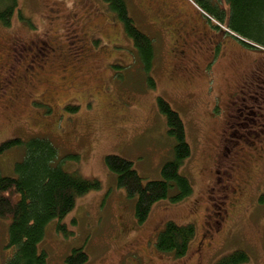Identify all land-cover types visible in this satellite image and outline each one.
<instances>
[{
    "label": "rangeland",
    "instance_id": "374dc122",
    "mask_svg": "<svg viewBox=\"0 0 264 264\" xmlns=\"http://www.w3.org/2000/svg\"><path fill=\"white\" fill-rule=\"evenodd\" d=\"M125 1L135 25L152 40L155 56L147 75L154 86L134 59V46L122 23L103 0H17L10 24H0V84L13 64L19 92L0 101V142L47 138L56 146L60 167L100 182L99 189L79 196L60 220L65 232L55 230L58 220L49 221L38 243V251L46 255L44 264H63L69 252L80 247L88 255L84 264H134L135 256L124 255L128 242L139 252L140 264H215L235 250L249 257L244 264H264V48L253 50L231 34L219 37L211 25L222 24L189 0L214 34V44L199 49L202 42L192 41L179 53L182 31L194 22L186 0ZM215 1L227 7L225 0ZM49 7L62 18L52 21ZM63 18L77 26L79 41L71 48ZM38 38L50 40L63 58L50 51L45 55L50 62L43 64L45 58L36 56L35 49L21 48ZM250 55L259 56L257 68ZM116 64L122 68L115 70ZM252 68L257 71H248ZM241 86L247 96L244 102L230 104ZM158 97L165 98L183 121L191 154L179 173L187 177L192 191L171 201L175 192L171 189L138 225L134 199L116 185L104 157L126 158L143 181L161 178L160 168L172 158L174 140L157 108ZM223 147L233 158L240 149L247 159L242 164L252 171L234 169L236 194L228 189V197L221 192V183L214 182L216 170L223 166ZM22 155V147L0 154V173L16 175L13 165ZM216 207L226 209L224 229L214 238L202 237L209 229L205 221L211 226ZM167 220L195 226L182 257L155 249L156 234ZM8 225L7 219H0V264L11 252ZM199 241L208 246L196 259Z\"/></svg>",
    "mask_w": 264,
    "mask_h": 264
},
{
    "label": "trees",
    "instance_id": "16d2710c",
    "mask_svg": "<svg viewBox=\"0 0 264 264\" xmlns=\"http://www.w3.org/2000/svg\"><path fill=\"white\" fill-rule=\"evenodd\" d=\"M193 1L211 18L222 25L226 23L225 27L232 33L264 48V0H225L228 8L219 6L215 0ZM103 2L122 23L124 33L134 46V59L142 65L148 84L154 86L153 77L147 75L155 56L151 38L135 25L125 0ZM17 7V0H0V24L8 26ZM18 16L24 19L20 13ZM120 68L119 64L114 67L115 70ZM76 108L67 107L68 110ZM157 108L166 119L168 135L174 140L172 158L164 161L160 168L161 178L143 181L126 158L116 154L104 157V164L116 175V185L124 189L127 197L134 199L133 217L138 225L147 220L154 203L167 198L171 189H175L169 196L171 201L180 200L192 191L187 177L179 173L183 160L191 154L183 121L165 98H157ZM14 147L23 149L22 159L13 165L16 175L0 173V219L8 220L7 248L11 250L3 262L44 264L46 255L44 251H38V243L43 239L49 221L58 220L55 230L65 232L60 220L74 208L79 196L99 189L100 182L60 167L55 162L56 146L47 138L32 137L26 141L10 138L0 142V154ZM194 233L195 226L191 223L176 224L167 220L156 234L155 249L169 252L175 258L182 257ZM87 260L88 255L81 247L73 248L63 264H84ZM248 260L245 252L235 250L222 255L215 264H244Z\"/></svg>",
    "mask_w": 264,
    "mask_h": 264
},
{
    "label": "flooded vegetation",
    "instance_id": "af4514ba",
    "mask_svg": "<svg viewBox=\"0 0 264 264\" xmlns=\"http://www.w3.org/2000/svg\"><path fill=\"white\" fill-rule=\"evenodd\" d=\"M186 2L188 4H190L191 9H193L192 10L193 16H191V17H193L194 22L190 26V28H187V30H185V29H183V31L181 30L185 37L181 36L179 53L180 52L182 53L183 51L185 52V48H187V46L189 47V44L192 41L193 42H202L201 45L198 47L199 49L205 48L206 47L205 43H208V44H210V47H213V44H214L213 35L214 34H211L210 30H208V27H207V24L205 23V20L199 17L198 9L195 8L189 0H186ZM158 7H160V6L158 5ZM49 9L52 13V14H50V18L52 21H54L55 19L62 18L61 14L58 12L57 9L50 8V7H49ZM63 19H64V24L66 27V35L65 36L67 38V44H68V47L71 48V46H74L75 44L77 45L78 41H79L78 35H77V26L74 25L73 21H71V20L66 21L65 18H63ZM69 19H70V17H69ZM211 26H213V28L217 30L216 32H217V35L219 34V37L221 35L224 36L225 34H229V33L225 32L224 29H221L220 26L217 24H214ZM204 37H207V40H204ZM233 37H235V36H233ZM235 38L237 39V37H235ZM240 42L244 46L246 45V46L252 48L253 50L257 51V48H258L257 46L255 47V46L248 44V43H247L248 45L244 44L242 42V40ZM39 47L42 48V50H40ZM21 48H24L26 50L35 49V51L37 52L36 56H40V58H45L46 53H48L50 51L52 52V56H54L55 58H60V59L63 58V53L62 52L60 53V51H59L60 49L56 45L51 43L50 40H42L41 38H38L36 40H31L28 45H25V46L22 45ZM248 57H249L250 63L253 64L252 67L257 68V63H258L257 59L259 56L253 57L252 55H250ZM45 60L46 61L43 64H47L50 62V59H48V58H45ZM14 70H15V66L12 64L7 71V78H6L5 82L0 84V101L5 99L6 97H8L9 93H15V94L19 93L17 90V87L15 85V83H17V79L15 76L16 72ZM248 71H257V69L252 68ZM245 92H246L245 89L241 86L239 88L237 95L234 97V99L232 101H230V104L243 103L245 100V97H247L246 95L244 96ZM242 123L243 122H235V125L242 124ZM244 124H246V123H244ZM224 132H226V128H225ZM222 149L225 150V151L222 150V152L220 154V160H221V164L223 166H221L222 168L220 170H216L214 182H215V184L221 183V184H219V188H221L222 189L221 192H223L227 196L226 191L228 189L232 190L233 194H236L235 187L233 186V182L231 181L233 173H234V169H240V168L242 169L243 167H245L242 170L244 173L246 172L248 174H252V171L249 168V166H244V164H242L243 162L244 163L247 162V159L245 160L244 158H242L244 156L241 157V155L239 154L240 149L236 150L234 152V158L232 157V154H229V149L227 147H223ZM261 150H263V148ZM238 166H240V167H238ZM220 174H221V176H220ZM257 177H259V175ZM208 198H210V196ZM231 203L232 204H230V205L233 206L234 203L233 202H231ZM211 206L213 207L214 204H211ZM233 208H235V206H233ZM220 209H222V208L220 207L217 210V207H216L217 211H214V208H212L211 215L213 216V219H212L213 221L211 223V226L207 221H205V224L207 226H209V229L206 230L204 234H202V237H206V238L210 239V238H214V236H212L213 234L214 235L215 234H221L222 230L224 229L222 224L225 222L224 221L225 219L226 220L228 219V216L226 214L225 207H224V209H222L223 213H221V211H219ZM217 218H219L220 221H218ZM206 246H208L207 241H205V242L199 241L196 244V248H197V250H196L197 258L196 259H200L202 251L205 249ZM124 249H125V251H127L124 255L132 254V256H135V258H134L135 263L134 264H140L139 256H138L139 252L136 251V248H134V246H132V244H130L129 242L126 243L124 245Z\"/></svg>",
    "mask_w": 264,
    "mask_h": 264
},
{
    "label": "water",
    "instance_id": "95a60500",
    "mask_svg": "<svg viewBox=\"0 0 264 264\" xmlns=\"http://www.w3.org/2000/svg\"><path fill=\"white\" fill-rule=\"evenodd\" d=\"M228 30V29H227ZM245 41H247L246 39H245ZM247 42H249V41H247ZM250 43V42H249Z\"/></svg>",
    "mask_w": 264,
    "mask_h": 264
},
{
    "label": "crops",
    "instance_id": "0c3cea01",
    "mask_svg": "<svg viewBox=\"0 0 264 264\" xmlns=\"http://www.w3.org/2000/svg\"><path fill=\"white\" fill-rule=\"evenodd\" d=\"M225 31V30H224Z\"/></svg>",
    "mask_w": 264,
    "mask_h": 264
}]
</instances>
